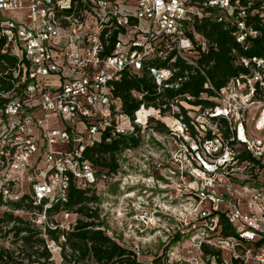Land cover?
<instances>
[{"label":"built area","instance_id":"built-area-1","mask_svg":"<svg viewBox=\"0 0 264 264\" xmlns=\"http://www.w3.org/2000/svg\"><path fill=\"white\" fill-rule=\"evenodd\" d=\"M254 2L250 15L264 16V0H246V6L240 0H0V53L14 59L0 70V216L12 212L27 220L44 241L39 250L47 251V257L13 258L74 264L64 234L57 241L47 235L72 231L82 218L63 206L72 179L105 196L88 205L104 222L96 229L141 259L138 245L128 242L129 231L135 228L143 238L149 218L130 215L138 209H131L129 167L135 155L164 166L159 121L185 151L184 165L170 155L175 167L161 176L173 186L168 196L186 197L187 208L154 209L161 212L158 221L162 214L170 220L159 235L157 264H264V58L240 56L238 63L249 71L219 89L207 80L214 104L202 109L174 98L162 112L143 101L146 91L131 89L140 103L129 115L113 86L123 74L141 71L157 91L176 86L184 80H172L176 61L193 64V49L206 47L199 34L191 38L186 32L192 17L226 12L233 16L237 40L244 41L256 34L244 19ZM119 135L133 136L137 144L115 152V171L97 174L83 157L85 149ZM101 182L118 188L109 193ZM155 185L168 194V184L156 179ZM21 199L27 210L6 206ZM58 203L59 210L49 213ZM133 217L138 226L129 221ZM10 226L0 225V250L12 248Z\"/></svg>","mask_w":264,"mask_h":264},{"label":"trees","instance_id":"trees-1","mask_svg":"<svg viewBox=\"0 0 264 264\" xmlns=\"http://www.w3.org/2000/svg\"><path fill=\"white\" fill-rule=\"evenodd\" d=\"M240 2L246 6V0H240ZM257 5L258 2H254L251 7H247L248 15L244 18L247 25L251 26L256 34L248 35L244 41L237 40L233 16H229L226 12L214 9L210 11V15H204L201 19L194 15L186 25V32L191 38H193V32L199 34L206 43V47L203 50L199 46L193 49L190 54L193 64L185 63L181 59L176 61L178 70L172 80H176L178 77L184 78V80L176 83V86L162 87L160 91H157L146 71L129 76L123 74L118 81L114 82L113 86L114 92L122 97L125 112L131 115L140 103L130 96L129 90L131 89L146 91L143 101L161 106L162 112L165 111L163 105H168L169 101L174 98L188 106L200 107V109L213 105L214 102L209 100L213 92L204 87L207 80L215 89H219L225 86L231 78L249 71L248 68L238 63L240 56L264 58V20H262L264 16L250 15L251 9ZM218 17H221L220 21ZM3 62L11 64L14 59L7 54L0 53V70L5 68ZM202 93H205L207 97H201ZM186 96H190V99ZM179 109L183 115V121L189 124L190 117L187 110L182 105H179ZM155 128L163 134L166 133L164 124L159 121ZM136 144L135 137L119 135L109 143H101L85 149L83 157L90 161L97 174L105 170L107 172L115 171L117 167L114 158L115 152ZM100 200L101 197L94 188H81L71 179L68 185L67 202L63 206L67 210L78 213L82 218L77 219L72 231L48 230V237L57 241L59 236L64 234L65 244L71 252V260L74 261V264H149V262L138 258L132 250L111 239L100 229H96V227L104 225V222L97 219L96 211L91 210L92 208L88 205L89 203H99ZM23 203V199H21L10 201L6 203V206L12 210L21 208L27 210L28 206ZM59 206L60 203L54 204L48 212L58 211ZM1 224L6 226L11 224L6 233H11L13 238L11 249L0 250L2 264H24L13 258L15 253L24 257L30 256L31 253L47 257L46 249L39 250L38 248V246H43V239L38 236V231L27 220L12 212H4L0 216ZM223 232L229 233L227 225H224ZM177 238L178 236L175 239ZM19 241L20 243L17 245ZM158 247L160 248L162 245L160 244ZM166 247L168 245L164 248ZM2 256H5L6 259ZM158 260L159 258L155 254L149 261L152 264H157ZM69 262L65 261L64 264Z\"/></svg>","mask_w":264,"mask_h":264},{"label":"rangeland","instance_id":"rangeland-1","mask_svg":"<svg viewBox=\"0 0 264 264\" xmlns=\"http://www.w3.org/2000/svg\"><path fill=\"white\" fill-rule=\"evenodd\" d=\"M158 133L162 137L163 142V145H160L158 147V151L160 152L158 154H160L159 158L165 161L163 163L164 166L157 167V165L153 163L152 159L144 161L142 160L143 158L135 155L136 160H132V165H130L129 167V173L131 174V188L129 189H133L131 190L132 192L130 194V201L132 202L131 209H138L136 211H132L130 215H134L136 213L138 219L140 218V215L149 219L147 220V235L142 236L145 239L141 238L140 233L136 232L135 228H132V230L129 231L130 238H128V242L130 244L136 243L138 245L141 259L144 261L151 259L152 256L157 254L159 250L158 245L160 246V244H158L159 235H164V232L162 230L164 229V227H168L170 225V220L167 218V215L162 214L158 221L156 217L157 215L161 214V212L154 213V209H183L182 207L187 208L186 197L175 198L173 196L171 198L168 196L173 195V186H169V180L164 179L163 176H161V174L169 176V168L173 169L175 167L174 163H172L170 160L168 161L170 155H173L174 158L182 162L184 165L187 159L185 158V151L180 147H176L173 143V140L170 139L171 137L160 132ZM119 177L121 178V176ZM156 179H160L162 184H168L169 187L166 186L168 190L167 195L160 194V191H158L159 188L155 185ZM100 185H103V187L106 188L109 193L115 192V190H117L118 188L117 183L109 185L108 183L101 182L99 183V187H101ZM155 187L156 189H158L157 191ZM143 189H146V191L142 192ZM99 193L101 199L105 200V196L101 195V192ZM169 199H171V202H169ZM129 221L132 224H137V226L139 225V221L135 220L134 217L130 218ZM157 229L162 230L157 233L155 232ZM188 243V240L185 241L184 247H186Z\"/></svg>","mask_w":264,"mask_h":264}]
</instances>
